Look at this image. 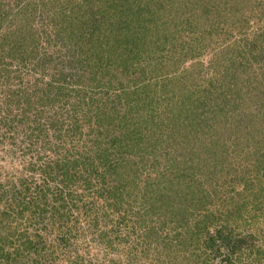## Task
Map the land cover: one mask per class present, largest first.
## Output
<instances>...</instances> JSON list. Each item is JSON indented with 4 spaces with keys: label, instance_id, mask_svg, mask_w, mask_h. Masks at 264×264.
Listing matches in <instances>:
<instances>
[{
    "label": "rangeland",
    "instance_id": "1",
    "mask_svg": "<svg viewBox=\"0 0 264 264\" xmlns=\"http://www.w3.org/2000/svg\"><path fill=\"white\" fill-rule=\"evenodd\" d=\"M37 1L0 0L11 12L0 19V264H264V192L214 191L264 155V0ZM20 8L27 17L13 33L9 18ZM59 74L54 101L46 93ZM110 115L137 132L128 139L141 130L145 144L121 153L124 135ZM185 151L188 170L200 166L198 188L158 177L164 157ZM119 155L128 162L101 184L94 171ZM147 178L161 187H146ZM203 187L208 196L194 201ZM92 200L87 218L81 206ZM237 203L256 216L251 230L241 222L231 249L197 250L206 238L199 215Z\"/></svg>",
    "mask_w": 264,
    "mask_h": 264
},
{
    "label": "trees",
    "instance_id": "2",
    "mask_svg": "<svg viewBox=\"0 0 264 264\" xmlns=\"http://www.w3.org/2000/svg\"><path fill=\"white\" fill-rule=\"evenodd\" d=\"M10 1H11L10 6H13V8H15L16 6H19V3L21 1H24V0H10ZM58 1L59 0H40V1H37L35 3L33 2V4L36 5L37 7H41V6L44 7V5H46V4L49 5L50 7H54ZM66 1L68 2L69 0H66ZM73 6L74 5L71 4L72 8H73ZM20 9H22V8H20ZM9 10L10 9L3 11L2 9H0V19H4L3 17H6V16L8 17V15L10 16L11 12ZM128 11H131V10L129 9ZM15 16H16V14L11 15V18H9V25L13 29V33L17 32L18 29L21 30V28L19 26L20 25L19 20H21L23 22L25 20V17H27V14L24 13V11L22 9V11L18 12L17 17H15ZM16 18H18V19H16ZM64 22H66V21L63 20V23ZM70 22H71L70 24H68L66 22V26L63 29L64 33H63L62 37H64L63 38L64 41L66 40V37H67V36H64V35L65 34L68 35L70 33L71 26H73V24H74L73 19H71ZM14 26H17V27L15 28ZM12 37H13V34L9 36L10 41L7 43V44H9L8 46L12 45L13 41H15V39H12ZM102 54L104 56L106 53L103 52ZM61 79H62V77H61L60 74H59V76L53 77L51 82L49 83V85H50L49 87L52 90L49 88L48 90L50 92L47 91V93H46V91H45L47 96L51 95L52 93H53V95L55 94V96H53V98H52L54 101H58L59 100L58 98H59V95L61 93V89L64 88V85H62ZM54 90H56L57 92H54ZM81 94H83V96L85 97V95L87 94L86 90L82 89V93ZM92 102H94V101H92ZM99 102L100 101H98L97 103H99ZM83 103H84V101H83ZM95 109H97V110L98 109H102L101 111H102L103 116H106L105 115L106 112L103 110V108H100V105L96 106ZM99 114H100V112H99ZM101 116L99 115V117H101ZM113 118H115L114 121H116V124L114 125L116 130L115 129L114 130L116 132H118V131L121 132L122 131L123 132L122 134L124 135V137H122L123 141L119 140V150H120L121 153H123L124 151H131L132 152L135 147L142 146V143H144V140H142V136H141V132H140L141 130L138 132V134H140L139 136H136L134 138L128 139L126 136L131 135L133 133H137V132H134L133 127H132V129L131 128L129 129L130 124L128 123V121L126 119H124L122 117H118L117 115L116 116L112 115L111 119H113ZM137 128H139V127H137ZM73 135H74V133H73ZM90 138H91L92 142L93 141L96 142L98 140V139H94L93 137H90ZM100 143L96 142V148H97V151H99L100 155H104V159H105L106 157H108V155H107V149L108 148L106 149L105 145H101ZM106 144H108V143L106 142ZM185 154H186V151L184 153H180V155H169V156L167 155L168 157H164V166H166L168 169L166 171H163L162 173H161V170H160L159 171L160 173H158V177H161L162 181H164L165 184H167L169 182H168V180H166V179H168V177H166L167 176L166 174H171V175H173V177H172L173 180H175L177 178L179 179L181 177V178H183L186 181L185 182L186 185L189 184V185H192V186H196L198 188V185H199L198 183H200V181L196 180L195 178L197 177L199 179V176L197 175V172H199V167L200 166L199 167H193L192 171L188 170L189 168H188L187 165L189 163L186 161V160H188V156L185 155ZM161 158H162V155H161ZM257 158L258 159L253 163V166H252L253 168L252 169L249 168V170L248 169L240 170V171L238 170V172H240V173H237L236 176L235 175L232 176L231 179H230V176L228 175V177L226 179H224V181H222V183L220 185H218V186H216L214 188L215 195L218 192V187L222 188L224 186L226 188L227 186H234V188H235L236 187L235 185H243L245 188L259 185V186H256L258 188V190L264 192V155H258ZM126 159L127 158H125L124 155H119L118 159H115L116 161L114 162V163H117V164H113L112 165V163H110L108 165V167L105 166L102 169H98L97 168L94 172L98 175V177L100 179H102L101 184L104 181L105 175H107L106 173L111 170V167H113V169H116V166L120 165L118 163L119 162L124 163L126 161ZM155 161H156V159H155ZM127 162L128 161H126L125 164ZM154 164H155V162H154ZM158 167H160V165H158ZM166 167H164V168H166ZM234 169H236V168H234ZM39 170L42 171L40 168H39ZM229 170L232 171V166H230ZM44 172H46V171H44ZM70 172H71L70 169H66L65 168V170H64V172L62 173L61 176L62 177L68 176V174ZM41 173L42 172H40V174ZM43 174L46 175V173H43ZM71 175L74 176V174H71ZM82 175H80V176L82 177ZM70 180H72V179L70 178ZM153 181H154V179L147 178V182L144 185H146V187L148 186V184L152 185L153 187H152L151 190H153L154 187L160 186L159 182H157L154 185ZM171 182H174V181H171ZM107 184H108L107 186H103L102 187L101 195L106 200H109L111 198V196L113 195V193H114V189H113V187H111V183L110 182L107 183ZM128 184L129 183L126 180H124L123 183L120 186L124 187L125 189H127V188L130 187V186L127 187ZM118 186H119V184H118ZM148 187H150V186H148ZM165 187H166V185H165ZM77 189L79 191H81L83 188L80 185ZM207 190L208 189L203 187L200 192H197V197L194 198V201H197V202L201 203V201L203 200V197H205V195L208 196V194H207L208 191ZM120 192L122 194L125 193L124 194L125 197L128 198V199H131V197L126 194V191L124 189L121 188ZM150 193L152 194L153 192L150 191ZM141 195L144 198H147L145 192L143 194H141ZM142 196H139V197L142 198V200H143ZM126 198H124V199L127 200ZM224 200L222 201V204L225 202ZM228 200L232 202L231 199H228ZM213 203H215V201L211 200L210 204H213ZM244 206H245L244 203L241 206L240 205L238 206V203H237L236 209L234 211H229L230 210L229 209L228 212L221 213V210L218 208L215 211L208 210V212H206L205 214L199 215L200 217H199V219L197 220L196 223L199 226L200 225L204 226V227L201 228V231L204 233L206 238H205V241H204L205 242L204 247H201V245L199 247V245L196 244L195 247L197 248V250L203 251V252L207 251L208 249L211 250L212 248H214L216 246V242H220V245L217 246L218 248H220V246H223L225 248L227 247V248L231 249V245L230 244L232 242V239H234L237 230L239 229L238 226H241V222H242V224H244V223L246 224L247 222H249L252 219V223H253V221L256 219V216H254V215L250 216L249 215L250 212H243L242 213V211L244 210ZM94 207H95L94 206V200L91 201L90 205H88L87 203H84L83 206H81V212L84 215H87V218H88V217H90V215L95 214L94 211H93ZM244 213L249 215L250 218L245 219L247 217L244 216ZM243 217H245V218H243ZM88 220H90V219H88ZM91 220L92 221H90V222L94 225V227L96 229V227H97V225L99 223V219H97V216L94 215V217ZM252 223L249 224V225L246 224L245 230L249 229V231H250L251 228H252ZM207 224H208V227H207ZM210 228L213 229L212 233H211V230H209ZM149 236L150 235H148V232H146V234L141 235V238H144L143 241H145V243H147V242L151 241V238ZM113 237H114V240L116 242H118L117 234H113ZM247 238H250L249 235H245V237L243 238V241L245 242L247 240ZM189 246H194V245H189Z\"/></svg>",
    "mask_w": 264,
    "mask_h": 264
}]
</instances>
